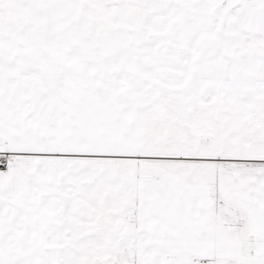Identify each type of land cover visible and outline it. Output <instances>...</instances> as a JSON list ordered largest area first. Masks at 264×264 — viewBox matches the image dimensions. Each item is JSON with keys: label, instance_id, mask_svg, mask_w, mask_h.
<instances>
[{"label": "snow or ice", "instance_id": "snow-or-ice-1", "mask_svg": "<svg viewBox=\"0 0 264 264\" xmlns=\"http://www.w3.org/2000/svg\"><path fill=\"white\" fill-rule=\"evenodd\" d=\"M0 264H264V0H0Z\"/></svg>", "mask_w": 264, "mask_h": 264}]
</instances>
